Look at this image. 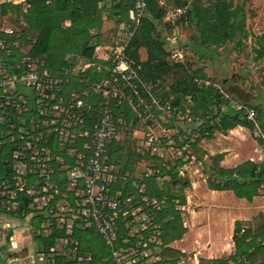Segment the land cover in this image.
Instances as JSON below:
<instances>
[{"label": "built area", "instance_id": "built-area-1", "mask_svg": "<svg viewBox=\"0 0 264 264\" xmlns=\"http://www.w3.org/2000/svg\"><path fill=\"white\" fill-rule=\"evenodd\" d=\"M154 1L166 11L163 22L175 31L168 38L174 46L170 59L184 63L188 52L177 43L179 21L196 0H183L184 7L177 8L170 7V0ZM6 3L27 8L23 0H0V168L11 172L0 179V234L15 231L14 217L30 218L34 223L29 226L31 237L53 243L25 255L26 248L8 234L6 260L26 264H200L195 253L180 251L176 242L165 241L167 220L158 217L164 202L149 198L147 185H136L139 196L116 188L121 168L113 162L112 147L126 140L122 131L129 126L123 118H116L115 109L131 108L146 127L142 142L152 157L163 156V133L170 131L162 125L195 119L191 97L186 98L185 106L175 105L176 95L161 99L158 90L165 87L169 91L170 86L161 80L145 82L142 66L129 56L130 44L147 14V0H136L109 47H96L94 58L105 61L104 65L84 62L80 66L79 74L93 69L92 74L103 78L93 82L80 79L86 88L73 89L70 94L65 89L72 87L69 75H74L75 68L57 77L47 67L45 56L32 57L33 43L28 42L25 27L2 13L1 5ZM194 83L211 86L201 79ZM244 110L261 149L264 130L258 114L253 108ZM82 233L99 237L102 255L95 256L90 247L82 246L78 239ZM167 249L181 255L164 258Z\"/></svg>", "mask_w": 264, "mask_h": 264}, {"label": "trees", "instance_id": "trees-1", "mask_svg": "<svg viewBox=\"0 0 264 264\" xmlns=\"http://www.w3.org/2000/svg\"><path fill=\"white\" fill-rule=\"evenodd\" d=\"M208 1L210 3L206 7L200 3L201 0L192 2L185 16L179 21L182 27L184 21L189 20L196 29L200 39V43H195L193 46L196 53L200 46L223 45L239 34H244V38H248L244 23L241 21L242 10L240 8L233 9L232 0ZM24 2L27 6L26 11L22 10L24 8L21 5L6 3L1 5L2 13L6 16L17 12L21 13V17L27 25L24 33L28 37V42L33 43L31 56L35 58L45 56L46 65L53 75L63 77L65 70L71 71L77 65L68 59L70 56L78 57L79 61L87 63L105 64V61L94 58L96 47L105 48L112 44V38L118 26L126 20L136 0H24ZM147 5L146 17L130 44L129 56L137 65L142 66V78L145 82L161 80L167 84L166 79L172 76L174 84H167L170 86V90L167 91L165 87H162L158 90V94H161L163 100H168L171 95H176L174 103L180 106H184L183 101L187 102L186 98L191 97L193 115H195V111L198 110L197 106H200L199 98L208 99L210 93L218 96V92L211 87L194 83V80L198 78L207 81V77L204 74L199 77L189 74L185 67L187 60L181 64L172 62L170 59L171 49L174 46L162 39L158 28L162 26L170 29V33L174 28L163 22L166 11L160 8L154 0H147ZM169 5L171 8L184 7V2L183 0H170ZM106 14L108 15L106 16ZM105 18L113 21L114 26L110 35L104 37L102 27ZM16 22L18 23V19ZM67 22L69 26L65 27ZM36 34L37 38L32 40L31 37ZM142 50H145L147 54L144 61L141 59ZM91 70L93 69H90L87 74L69 75L72 87L66 88V92L70 94L73 89L83 91L86 87L80 84V79L89 78L90 82H93L103 78L101 75L92 74ZM187 81L189 82L187 83ZM239 110L213 116L212 121L215 122L217 118H221L220 123L213 127H210L211 123L207 121L206 125L210 127L206 130L209 133L207 138H212L213 132L226 134L237 127L251 129L252 125L246 123L244 109L239 108ZM114 112L116 118H123L129 127L135 128V125L139 123L129 107L117 108ZM129 127L126 129L129 131L128 139L130 138ZM125 142L116 143L112 147L113 162L121 168V179L116 188L135 193L136 185H147V196L164 202L158 212V217L160 220L167 219L164 227L165 241L167 243L176 241L183 234L182 215L177 206L185 204L186 200L183 199L184 201L180 202L177 197H174L167 184H164L162 189L157 188L155 193L148 192L149 185L157 184L156 177H149L139 184L133 179L130 180L131 170L128 166H131V160ZM223 157V154L213 156L211 172H207L210 190L215 192L230 191L238 199L248 202H252L255 197L264 194V161L261 163L246 161L236 167L224 169L219 166ZM172 170L171 168L169 172L164 171V175L171 174ZM241 231L243 234L238 237ZM232 241L235 244L234 252L236 254L233 257H228L229 262H226L224 258L211 261L202 259L200 264H229L230 262L233 264H264V211L252 218L247 229L242 230V223L236 222ZM52 245V241H48L46 247ZM94 254L97 256L95 252ZM180 255L181 252L177 250L167 249L164 252V258L176 259ZM59 264L66 263L61 261Z\"/></svg>", "mask_w": 264, "mask_h": 264}, {"label": "rangeland", "instance_id": "rangeland-1", "mask_svg": "<svg viewBox=\"0 0 264 264\" xmlns=\"http://www.w3.org/2000/svg\"><path fill=\"white\" fill-rule=\"evenodd\" d=\"M200 3L206 7L210 2L201 0ZM232 3L233 9L242 10L241 21L244 23L248 38H244V34H239L223 45L200 46L196 53L193 46L195 43L199 44L200 39L194 26L186 20L184 25L178 28L177 43L184 46L188 52L185 65L187 71L198 77L201 74L206 75L207 81L211 83L209 87L218 92V96L210 93L208 99L200 97L198 101L200 106H197L198 110L193 115L195 119L191 122L179 124L169 122L162 125L170 131L163 133L166 137L163 141L164 150H161L162 157L158 155L152 157L148 152L142 142L147 130L140 122L135 128L129 127V139L127 138L129 131L126 129L122 131L126 139L127 152L130 153L131 166H128L131 170L130 180L133 179L139 184L149 177H156L157 184L149 185L148 192L155 193L157 188L162 189L164 184H167L174 197L180 202L186 200L185 204H181L180 212L183 234L174 241L175 247L180 251L198 254V257L203 256V260L207 261H211L207 253L215 245L219 246L221 252L230 251L232 248L231 256L223 257L226 262L228 257H233L236 254L232 241L235 223L239 221L242 223V230L247 229L252 218L264 211L263 193L252 202H248L238 199L230 191H212L208 184L207 172H211L215 155L223 154L219 166L224 169L246 161L256 163L264 161V158L263 160L260 158V154L264 156V145L258 150L253 143L256 139L250 128L237 127L226 134L213 132L212 138H207L209 133L206 130L220 123L221 118L213 121L210 127L206 125L207 121L211 123L213 116L224 115L229 111L237 112L240 111L239 108H253L259 114V125L264 129V0H232ZM15 20L11 18L12 22ZM113 26L109 20L105 21L102 27L104 37L110 35ZM158 30L165 42L166 40L168 42V38L175 32L170 33V29L162 26ZM31 38L35 40L37 34ZM146 58L147 54L142 50L141 59L144 61ZM68 59L77 63L74 75H78L84 61H79L78 57L74 56ZM235 75L238 76L237 81H233ZM166 83L174 84L173 77L167 78ZM235 84L251 94L252 99L249 103L243 104L235 95L229 93V87ZM183 103L184 106L187 105L185 100ZM135 130L140 132L136 138L133 136ZM159 134L163 135L161 131ZM203 134L205 136H202ZM171 168L173 169L171 174L164 175V171L169 172ZM135 194L139 196L138 192ZM242 234L241 231L238 237ZM78 239L82 246L90 247L93 252L99 251L96 255H102V242L97 235L82 233L78 235ZM36 249L37 247L30 248L28 253L33 254ZM24 254H27V250Z\"/></svg>", "mask_w": 264, "mask_h": 264}, {"label": "crops", "instance_id": "crops-1", "mask_svg": "<svg viewBox=\"0 0 264 264\" xmlns=\"http://www.w3.org/2000/svg\"><path fill=\"white\" fill-rule=\"evenodd\" d=\"M21 6H23V5H21ZM22 10H24V9H22ZM107 15L108 14H106V16ZM6 17H8L10 19V21H11V18H15L16 20L18 19V23L16 22V20L13 23H17V24L23 25L24 27L27 26L26 23L23 21V19L21 17V13H19V12L13 13V14H8ZM105 21H107L106 18H105ZM105 21H104V23H105ZM110 22L113 23V21H110ZM66 25L69 26V23L67 22ZM138 133H140V132L137 131V130L134 131V134H133L134 138H136V136H137ZM253 143L256 145V147L259 150L258 144L255 141H253ZM261 157H262V160H263L264 156H261V154H260V158ZM237 166H238V164H237ZM230 168H233V167H230ZM5 169H7V168H5ZM10 175H11V172L9 170L3 171L2 168H0V179L7 178ZM30 220H31L30 218H24V219L22 218V219H19V218H15L14 217L12 222L16 225V229L12 233L11 232H8L7 233V235L8 234L13 235L15 237V240L19 243V246L26 248L27 252H28V249H30V248L31 249H34L36 247H37V249L35 251H38V250H40L42 248H45L47 246V243H48V241H44L41 238H35L34 239V238L31 237L30 231H29V226L31 224H34V223L32 221H30ZM7 235H5V232H3V233L0 234V251L2 253H4V254L6 253L8 247H9L8 236ZM38 242H40V246L39 247H38ZM214 244H215V242H214ZM220 250L221 249L219 248V246H216L215 245L212 249L209 250V253H207L208 259L209 260L221 259L224 256L231 255V253L233 252L232 248L230 249V251H227V252H221ZM196 255L198 256V254H196ZM198 258L201 261L204 257L201 256V257H198Z\"/></svg>", "mask_w": 264, "mask_h": 264}, {"label": "water", "instance_id": "water-1", "mask_svg": "<svg viewBox=\"0 0 264 264\" xmlns=\"http://www.w3.org/2000/svg\"><path fill=\"white\" fill-rule=\"evenodd\" d=\"M238 76L233 77V81H237ZM230 94L235 95L238 100L242 103H249L251 98V94L247 93L245 90L241 89L238 85H231L228 89ZM0 264H26V261H7L4 253L0 251Z\"/></svg>", "mask_w": 264, "mask_h": 264}]
</instances>
